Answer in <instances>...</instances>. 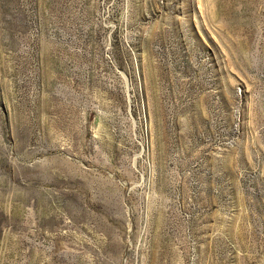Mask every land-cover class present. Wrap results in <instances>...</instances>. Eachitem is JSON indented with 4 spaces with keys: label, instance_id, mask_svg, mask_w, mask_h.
<instances>
[{
    "label": "rangeland",
    "instance_id": "1",
    "mask_svg": "<svg viewBox=\"0 0 264 264\" xmlns=\"http://www.w3.org/2000/svg\"><path fill=\"white\" fill-rule=\"evenodd\" d=\"M0 264H264V0H0Z\"/></svg>",
    "mask_w": 264,
    "mask_h": 264
}]
</instances>
